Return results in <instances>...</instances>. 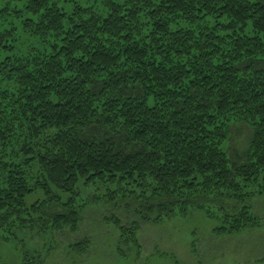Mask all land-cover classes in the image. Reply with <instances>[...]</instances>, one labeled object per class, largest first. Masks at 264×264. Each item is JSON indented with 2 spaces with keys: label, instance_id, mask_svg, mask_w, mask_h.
Instances as JSON below:
<instances>
[{
  "label": "trees",
  "instance_id": "16d2710c",
  "mask_svg": "<svg viewBox=\"0 0 264 264\" xmlns=\"http://www.w3.org/2000/svg\"><path fill=\"white\" fill-rule=\"evenodd\" d=\"M0 16V238L15 223L76 232L80 185L144 224L203 208L220 234L257 224L264 0H3Z\"/></svg>",
  "mask_w": 264,
  "mask_h": 264
},
{
  "label": "rangeland",
  "instance_id": "374dc122",
  "mask_svg": "<svg viewBox=\"0 0 264 264\" xmlns=\"http://www.w3.org/2000/svg\"><path fill=\"white\" fill-rule=\"evenodd\" d=\"M2 4L0 0V7ZM5 18L0 16V29L7 24ZM246 135V129L240 134L234 131L233 143L241 148ZM37 170L34 166L33 172ZM79 187L81 196L75 206L84 210L76 232L70 227L41 230L38 224L15 223L5 235L8 239L0 238V264H23L25 255L42 264H264V196L248 203L258 220L255 226L220 234L217 228L222 221L216 209H190L144 224L139 214L132 213L135 206L108 201L104 188ZM57 194L62 202L66 200L67 195ZM45 199L42 191H36L26 200L31 205ZM114 219L128 229L138 220L139 226L130 229L134 237L132 232L122 236ZM83 240H87L86 248L74 251V243Z\"/></svg>",
  "mask_w": 264,
  "mask_h": 264
}]
</instances>
